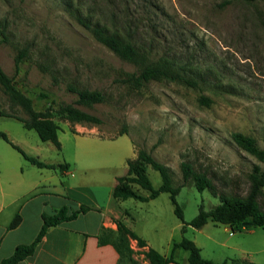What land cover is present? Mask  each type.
<instances>
[{
	"label": "rangeland",
	"instance_id": "1",
	"mask_svg": "<svg viewBox=\"0 0 264 264\" xmlns=\"http://www.w3.org/2000/svg\"><path fill=\"white\" fill-rule=\"evenodd\" d=\"M77 17L119 32L153 60L172 61L194 84L161 80L135 89L123 83L136 68L95 41ZM0 31V67L36 111L71 104L101 120L100 125L80 126L55 119L58 150L23 127L17 118L27 119L26 114L0 88V133L27 156L55 165L66 162L74 176L75 166L101 164L121 176L127 160L142 149L170 169L173 186L182 184L179 165L187 162L218 194L246 197L252 168L263 166L231 134L252 137L264 147V0H0ZM21 50L26 57L15 71ZM70 87L99 92L104 101L77 105ZM200 97L209 105L201 104ZM76 125L86 131L73 133ZM1 157L32 167L2 138ZM146 174L158 189L159 174L150 167ZM56 175L63 186L71 179L59 171ZM176 202L183 234L168 193L147 202L127 199L119 206L127 214L124 223L168 257L173 242L196 238L187 224L199 207L208 211L219 199L189 183L180 188ZM257 204L264 211V187ZM253 229L252 236L236 232L234 239L254 253L232 251L227 264H264V228ZM186 255L179 249L174 259L185 263Z\"/></svg>",
	"mask_w": 264,
	"mask_h": 264
},
{
	"label": "trees",
	"instance_id": "2",
	"mask_svg": "<svg viewBox=\"0 0 264 264\" xmlns=\"http://www.w3.org/2000/svg\"><path fill=\"white\" fill-rule=\"evenodd\" d=\"M76 21L91 34L95 41L107 48L119 59L132 64L136 68L137 72L127 75L122 80L123 83L135 89L143 87L144 84L150 81L161 80L182 82L187 85L194 84L190 79L182 75L181 69L172 61L165 58L153 60L149 52L137 47L119 32L108 30L105 26L91 23L90 20L82 17H77ZM0 38H4L3 31H0ZM25 57V50L18 52L14 60L15 71H18ZM0 88L9 101L19 106L26 114L27 119L17 118L23 127L27 130H34L42 142H50L58 150L60 149L57 137L59 126L55 122V119L79 125L96 126L101 124V120L98 117L86 113L71 104L58 105L56 109L48 106L43 111H36L33 108L32 100L15 87L12 78L3 72L1 67ZM69 90L75 94V104L77 105L91 107L104 101V96L99 92L78 90L73 87H70ZM40 98L46 97L45 95H40ZM199 102L205 106H208L210 103L209 99L204 97H200ZM0 115L4 116L1 113ZM122 134H126V132L123 131L119 135ZM0 138L8 142L26 161L37 168H58L61 171L65 167L63 164L57 166L45 164L34 157L27 156L19 147L9 142L4 133H0ZM231 138L240 149L253 156L263 166L262 169L259 166L252 168L248 176L250 186L245 198L238 199L218 194L212 182L205 175L194 171L192 166L187 162H181L179 165L182 184L173 186L170 169L157 162L149 153L142 149L136 152L133 159L127 160L126 173L116 178V184L111 191V198L122 201L133 199L139 202H147L155 199L160 193H168L170 202L174 207V214L182 223L181 233L183 234L185 232V225L182 211L176 202V195L179 193L181 187L190 183L199 192L208 190L213 197L219 199V204L213 206L208 211H205L203 207H199L196 217L187 224L191 228L200 229L208 222L228 226L232 232H241L244 229L264 228V211H261L257 204V198L262 195V188L264 187V147H258L252 137L241 133H232ZM148 167L156 171L161 178V184L158 189L152 187L147 177L146 171ZM134 186L146 191L147 195H141L134 189ZM92 210L98 209L80 205L76 210L71 211L69 206H63L53 215H43L42 225L35 240L29 245L17 247L13 254L0 264H16L32 255L37 244L49 228L66 221L74 220L78 215ZM19 222L20 216L16 215L8 228H14ZM113 222L116 225V230L103 228L97 237L99 245L112 246L118 255V264H142L134 258L136 252L131 249L130 241H135L139 248L146 247L145 241L138 237L122 221L114 220ZM176 249H182L188 253L186 263L175 261L174 252ZM142 255L146 261L144 264H225L214 263L204 259L201 256L199 248L191 240L183 236L180 241L173 242L171 254L168 257L159 254L152 248H148Z\"/></svg>",
	"mask_w": 264,
	"mask_h": 264
},
{
	"label": "crops",
	"instance_id": "3",
	"mask_svg": "<svg viewBox=\"0 0 264 264\" xmlns=\"http://www.w3.org/2000/svg\"><path fill=\"white\" fill-rule=\"evenodd\" d=\"M78 125L75 130L72 129L73 133L86 131H82L83 128L77 127ZM12 159L0 158V263L9 258L17 247L29 245L35 240L43 215H53L63 206H69L74 211L80 205H86L98 210L80 214L74 220L49 228L32 255L16 264H118L114 248L99 245L97 237L103 228L116 230L113 221L120 220L124 223L127 215L119 206L122 200L111 198L116 178L120 175H116L110 166L102 164L87 169L75 166L77 174L74 176L66 162L60 171L37 168L28 161L32 167H27L14 157ZM56 171L71 179L63 186ZM134 189L138 192L140 190L137 187ZM16 215L20 216V222L14 228H8ZM194 230L197 236L192 242L206 260L227 264L232 260V251L254 253L247 251L244 242L234 239L236 232H232L228 226L208 222L202 228ZM253 230L244 229L241 232L252 236ZM145 243L146 247L139 248L135 241H130L131 249L139 253L135 258L140 257L142 264L146 263L142 253L152 248L148 241ZM187 257L188 253L185 261Z\"/></svg>",
	"mask_w": 264,
	"mask_h": 264
}]
</instances>
